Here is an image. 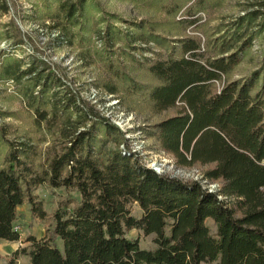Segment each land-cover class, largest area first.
<instances>
[{"label":"trees","instance_id":"obj_1","mask_svg":"<svg viewBox=\"0 0 264 264\" xmlns=\"http://www.w3.org/2000/svg\"><path fill=\"white\" fill-rule=\"evenodd\" d=\"M241 35L209 44L180 39L165 59L145 66L150 83L125 76L119 89L107 88L152 115L173 110L145 128L146 137L176 166L203 168L201 182L217 183V193L159 175L119 149L126 140L117 127L94 107L80 108L70 93L60 98L52 74L33 67L17 74L16 62L4 66L0 79L30 76L21 94L35 126L45 122L62 140L35 165L33 146L0 133V240H20L14 223L23 205L31 218L48 223L43 237L28 235L13 257L27 256L29 264H264V67L249 78L229 79L246 47L231 53ZM43 183L73 189L80 199L60 202L48 214L33 193ZM135 204L140 217L132 215ZM131 230L154 235L155 249L127 238Z\"/></svg>","mask_w":264,"mask_h":264},{"label":"rangeland","instance_id":"obj_2","mask_svg":"<svg viewBox=\"0 0 264 264\" xmlns=\"http://www.w3.org/2000/svg\"><path fill=\"white\" fill-rule=\"evenodd\" d=\"M250 13H257L254 21H240ZM263 21L264 0H0V73L16 62L17 74L30 67L36 73L52 74L60 83V98L70 93L80 108L94 107L123 134L124 149L134 152L143 166L183 183H201L203 168L176 166L145 135V128L173 116L174 111L152 115L147 108H134L109 94L107 88L119 89L125 76L150 83L145 66L165 59L180 39L195 37L209 44L235 31L242 37L231 53L244 43L246 47L229 79L249 78L264 67ZM148 36L156 42H148ZM29 78L0 79V133L4 140L33 146L32 158L38 165L62 140L55 129H46L45 122L41 128L35 126L33 112L21 94ZM38 90L39 86L33 89ZM1 139L0 162L5 151ZM212 186L208 189L214 190ZM33 193L48 214L60 202L80 199L73 189H54L47 183ZM132 215H141L136 204ZM207 225L212 229L213 224ZM47 226L31 218L27 205L19 207L14 228L22 246L19 242L0 246V264H29L27 256L14 258L11 248L26 247L23 241L28 235L43 237ZM126 237L137 240L141 249H155L154 235L131 230ZM57 245L62 249L61 242Z\"/></svg>","mask_w":264,"mask_h":264},{"label":"built area","instance_id":"obj_3","mask_svg":"<svg viewBox=\"0 0 264 264\" xmlns=\"http://www.w3.org/2000/svg\"><path fill=\"white\" fill-rule=\"evenodd\" d=\"M125 145L122 144L120 145V149H123V150H127V149H124ZM134 153V152H133ZM152 170V169H151ZM157 174L160 175L159 172H157V170H155ZM154 171V172H155ZM201 180V179H200ZM202 184H204V181L201 182ZM211 186L213 185L212 187L214 188V190H211V189H208V186ZM204 188L209 192V193H217L218 190H219V185L217 183H211V184H204ZM219 199H221V196L218 197ZM15 231H17L15 228H14Z\"/></svg>","mask_w":264,"mask_h":264},{"label":"crops","instance_id":"obj_4","mask_svg":"<svg viewBox=\"0 0 264 264\" xmlns=\"http://www.w3.org/2000/svg\"><path fill=\"white\" fill-rule=\"evenodd\" d=\"M19 209V208H18ZM19 243H20V246L19 247H21L22 246V241H18ZM24 242V241H23ZM14 243H17V242H8V241H4V240H0V246H3V247H6V245H7V247L9 246L10 247V245H12V244H14ZM12 249V253H14L16 250H18L19 248L17 247V248H11ZM29 259V258H28Z\"/></svg>","mask_w":264,"mask_h":264}]
</instances>
